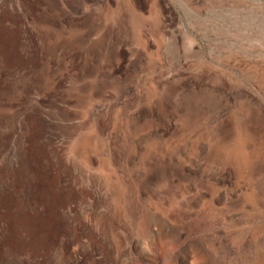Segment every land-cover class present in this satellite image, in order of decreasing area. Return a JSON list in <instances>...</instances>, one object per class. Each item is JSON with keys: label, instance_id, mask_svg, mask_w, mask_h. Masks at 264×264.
Here are the masks:
<instances>
[{"label": "rangeland", "instance_id": "rangeland-1", "mask_svg": "<svg viewBox=\"0 0 264 264\" xmlns=\"http://www.w3.org/2000/svg\"><path fill=\"white\" fill-rule=\"evenodd\" d=\"M0 264H264V0H0Z\"/></svg>", "mask_w": 264, "mask_h": 264}, {"label": "bare ground", "instance_id": "bare-ground-1", "mask_svg": "<svg viewBox=\"0 0 264 264\" xmlns=\"http://www.w3.org/2000/svg\"><path fill=\"white\" fill-rule=\"evenodd\" d=\"M241 156H243V159H244L245 162L249 161V159L247 158L246 155L243 154V155H241ZM11 174H12V173H11ZM25 224H26V223H25ZM23 225H24V224H23ZM26 225H27V224H26ZM25 228H26V227H25Z\"/></svg>", "mask_w": 264, "mask_h": 264}]
</instances>
